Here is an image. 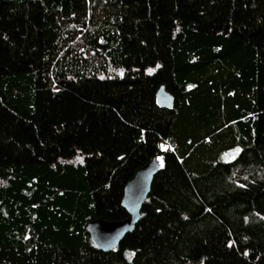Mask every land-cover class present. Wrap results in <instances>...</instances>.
<instances>
[{"label": "trees", "instance_id": "obj_1", "mask_svg": "<svg viewBox=\"0 0 264 264\" xmlns=\"http://www.w3.org/2000/svg\"><path fill=\"white\" fill-rule=\"evenodd\" d=\"M0 264H264V0H0Z\"/></svg>", "mask_w": 264, "mask_h": 264}, {"label": "water", "instance_id": "obj_2", "mask_svg": "<svg viewBox=\"0 0 264 264\" xmlns=\"http://www.w3.org/2000/svg\"><path fill=\"white\" fill-rule=\"evenodd\" d=\"M157 103L163 107H172L173 96L161 86L156 95ZM160 170V163L153 158L146 165L138 168L125 185L122 198V207L128 217L119 221H110L102 218L93 219L88 223L90 236L102 251L117 247L125 235L131 232L140 219L141 208L144 205L154 177Z\"/></svg>", "mask_w": 264, "mask_h": 264}, {"label": "rangeland", "instance_id": "obj_3", "mask_svg": "<svg viewBox=\"0 0 264 264\" xmlns=\"http://www.w3.org/2000/svg\"><path fill=\"white\" fill-rule=\"evenodd\" d=\"M240 147H235V148H232V149H229L227 151H225L222 155V160L224 162H229V161H232L234 160L238 154L240 153ZM238 175V173L236 174V176ZM241 178H248V174H243V176ZM241 181V180H240Z\"/></svg>", "mask_w": 264, "mask_h": 264}, {"label": "snow or ice", "instance_id": "obj_4", "mask_svg": "<svg viewBox=\"0 0 264 264\" xmlns=\"http://www.w3.org/2000/svg\"><path fill=\"white\" fill-rule=\"evenodd\" d=\"M177 30H179V29H177ZM189 87H192V85H189ZM80 159H81V162H83L82 158H80ZM158 159H160V158L158 157Z\"/></svg>", "mask_w": 264, "mask_h": 264}, {"label": "built area", "instance_id": "obj_5", "mask_svg": "<svg viewBox=\"0 0 264 264\" xmlns=\"http://www.w3.org/2000/svg\"><path fill=\"white\" fill-rule=\"evenodd\" d=\"M163 147H165V146L163 145Z\"/></svg>", "mask_w": 264, "mask_h": 264}]
</instances>
